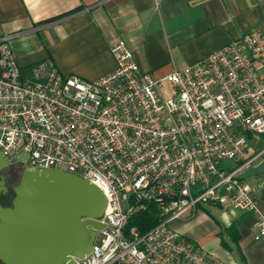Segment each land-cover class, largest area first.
Segmentation results:
<instances>
[{"label": "built area", "instance_id": "obj_1", "mask_svg": "<svg viewBox=\"0 0 264 264\" xmlns=\"http://www.w3.org/2000/svg\"><path fill=\"white\" fill-rule=\"evenodd\" d=\"M11 38L0 36V154H22V169L77 175L105 198L102 227L72 264H228L167 224L203 203L256 211L237 175L264 155L244 156L247 135L264 133V34L248 30L163 75L140 70L117 41L112 70L91 80L63 76L48 59L20 68ZM148 204L157 223L125 228ZM257 228L254 239L264 235L259 213Z\"/></svg>", "mask_w": 264, "mask_h": 264}, {"label": "crops", "instance_id": "obj_2", "mask_svg": "<svg viewBox=\"0 0 264 264\" xmlns=\"http://www.w3.org/2000/svg\"><path fill=\"white\" fill-rule=\"evenodd\" d=\"M251 29L264 34V0H0V36L12 35L20 68L48 59L61 75L83 80L112 70L109 48L117 41L140 70L163 75ZM262 149L264 136L247 135L244 156ZM245 181L256 211L213 205L212 215L197 209L176 230L228 264H264V235L254 239L258 213L264 217V171Z\"/></svg>", "mask_w": 264, "mask_h": 264}, {"label": "water", "instance_id": "obj_3", "mask_svg": "<svg viewBox=\"0 0 264 264\" xmlns=\"http://www.w3.org/2000/svg\"><path fill=\"white\" fill-rule=\"evenodd\" d=\"M23 155L7 160L0 154V169L19 163ZM264 171V156L237 177ZM10 206L0 208L1 264H72L91 247L95 221L105 198L91 182L58 169H21L11 188Z\"/></svg>", "mask_w": 264, "mask_h": 264}, {"label": "trees", "instance_id": "obj_4", "mask_svg": "<svg viewBox=\"0 0 264 264\" xmlns=\"http://www.w3.org/2000/svg\"><path fill=\"white\" fill-rule=\"evenodd\" d=\"M81 10L80 6L72 8L53 19L64 17L66 15L75 14ZM47 21V20H46ZM158 221L157 212L153 205L148 204L145 207L138 209L127 216L124 226L125 228L135 227L138 233H143L156 224Z\"/></svg>", "mask_w": 264, "mask_h": 264}, {"label": "flooded vegetation", "instance_id": "obj_5", "mask_svg": "<svg viewBox=\"0 0 264 264\" xmlns=\"http://www.w3.org/2000/svg\"><path fill=\"white\" fill-rule=\"evenodd\" d=\"M22 166L18 163L0 169V208L10 206L11 188L17 182ZM1 264V263H0Z\"/></svg>", "mask_w": 264, "mask_h": 264}, {"label": "rangeland", "instance_id": "obj_6", "mask_svg": "<svg viewBox=\"0 0 264 264\" xmlns=\"http://www.w3.org/2000/svg\"><path fill=\"white\" fill-rule=\"evenodd\" d=\"M259 137H262V136H264V133L263 134H257ZM234 161V160H233ZM235 165V163L234 162H228V163H226V166L227 167H229V168H231V167H233ZM246 179V178H245ZM244 179V180H245ZM211 207H213V205H211V204H207V203H203V204H200L199 206H197V209H200V210H202V211H206V213L207 214H209V215H212V211L209 209V208H211ZM195 210V211H198V210ZM209 209V210H208ZM180 220H182V219H180ZM180 220H172L171 222H169L168 224H167V227L169 228V229H171V230H173V231H176L177 232V230H176V226H178L179 224H180ZM178 233V232H177Z\"/></svg>", "mask_w": 264, "mask_h": 264}]
</instances>
